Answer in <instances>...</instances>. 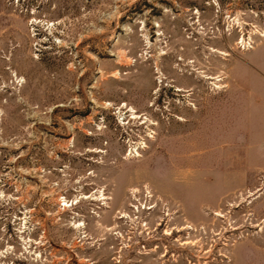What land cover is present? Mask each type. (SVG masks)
<instances>
[{
	"label": "rangeland",
	"instance_id": "374dc122",
	"mask_svg": "<svg viewBox=\"0 0 264 264\" xmlns=\"http://www.w3.org/2000/svg\"><path fill=\"white\" fill-rule=\"evenodd\" d=\"M0 264H264V0H0Z\"/></svg>",
	"mask_w": 264,
	"mask_h": 264
}]
</instances>
